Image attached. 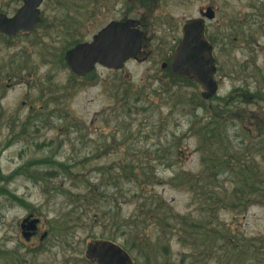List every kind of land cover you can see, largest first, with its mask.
<instances>
[{"label": "rangeland", "instance_id": "374dc122", "mask_svg": "<svg viewBox=\"0 0 264 264\" xmlns=\"http://www.w3.org/2000/svg\"><path fill=\"white\" fill-rule=\"evenodd\" d=\"M262 2L152 0V7L146 9L136 0H44L40 25L32 34L10 39L0 34V175L7 177L30 161L51 157L98 183L99 171L115 174L123 171L130 158L135 167L141 161L148 165L144 171H154L159 178L147 185L144 195L155 193L166 202L163 226L167 228L162 232L160 224L150 221L143 232L145 253L151 257L134 249L129 253L136 264H264V193L248 194L237 205L233 197L235 187L241 188L242 172L247 177V172H255L264 189V18L249 20L257 13L254 6ZM20 4L0 0V13L12 15ZM207 7L215 12L206 31L218 39L214 47L218 91L204 103L202 88L182 83L178 89V79L161 64L168 62L181 38L182 23L199 17V11ZM128 18L142 21L145 41L140 55L120 71L96 68L93 83L73 82L60 59L72 32L76 30L74 39L89 42L110 21ZM63 21H75V29L70 28L69 34L59 32L55 26ZM237 21L241 28L237 34L245 31L244 36L251 33L253 37L225 45L221 34L232 30ZM165 87L179 90L187 102H175L172 108L174 100L168 98ZM117 88L119 100L114 97ZM126 88L130 105L122 109ZM243 91L253 94L252 100L238 98L229 110L245 111L244 119L222 118L220 135L229 142V154H224L210 129L213 125L206 123L211 110L224 107L222 99ZM72 123H77L76 128ZM202 125L211 126L202 131ZM215 152L229 160L233 169L217 170V160V167L211 160L203 162ZM0 186L25 203L0 195V264H89L83 260L88 243L111 235L122 246L133 247L131 240L127 243L119 232L112 234L92 218L71 223L59 235L58 230L65 229L66 219L61 218L69 202L61 190H78L69 177L42 185L19 175ZM122 187L119 212L128 217L135 205L130 196L137 187L127 183ZM233 200L234 204L229 202ZM29 215L40 222L38 234L25 241L20 224ZM171 224L173 230L168 228ZM201 225L217 232L205 236ZM44 232L48 235L41 241ZM66 233L71 247L65 244ZM221 234L233 239L231 245L237 242V248L223 246Z\"/></svg>", "mask_w": 264, "mask_h": 264}, {"label": "trees", "instance_id": "16d2710c", "mask_svg": "<svg viewBox=\"0 0 264 264\" xmlns=\"http://www.w3.org/2000/svg\"><path fill=\"white\" fill-rule=\"evenodd\" d=\"M136 2L139 5L144 6L146 9H148V7L149 8L152 7V0H136ZM254 7L257 13L256 15H250L249 20L250 19L255 20V18L257 19L258 17L264 18V2ZM147 11L149 12L150 9ZM69 17L71 20L73 19L71 16ZM66 20L67 18L64 21ZM64 21L61 22L60 25L55 26L59 30V32L68 33L70 28L75 29V23H74L75 21H71V23L69 24L67 23L64 24L65 23ZM232 25L235 26L236 28L233 27ZM232 25H231L232 30L227 28V31L225 32L224 29L223 33L221 34V40L225 41L224 43L225 45L228 43L233 44L234 42H239L241 39L244 40V38L247 37H253V34L251 33L244 36L243 34H245V31L243 33L241 32L237 34V31L241 29L238 28V26L240 25L239 21H237L235 24ZM75 32L76 30L72 32V34L70 35V37L73 36L72 41L67 43V45L63 48V51L60 54L61 64L64 68H67L63 58L65 51L73 47L76 43L82 41V40L74 39ZM206 37L208 41L213 45V47H215L218 40L217 36L208 34L207 32ZM94 75L95 74L92 73L83 79L89 80L90 82L93 83L95 81V79L92 78ZM171 76L178 79L177 80L178 83H176L178 89L183 87L182 83L186 86L193 85L199 87L193 80L185 79L180 76H175L172 74ZM71 79L73 82H78L79 80H81L80 78L74 77L73 75L71 76ZM165 89H166L165 90L166 93L168 94V98L171 99V101L174 100V103L171 104L172 108L176 106L177 103L187 102L186 99H183L179 90L178 92H176L173 91L172 88L165 87ZM119 91L120 88H117L115 90L114 97L117 100L120 99ZM252 97H254L253 94H251L248 91L246 92L243 91L242 93L237 94L235 97L233 95H230L229 97L222 99V103L224 105L223 108L221 107L211 110L212 113H211L210 121L207 122L206 124L210 123L211 125H213V127L210 129H212L211 130L212 133H215L216 134L215 137L218 138L219 140V143L218 142L216 143L218 144V147L219 146L223 147L219 150V152H222L224 154H229L227 153V150L229 148L228 146L229 142H225L220 135V131L222 130L221 126L223 125L224 122L222 118L232 115L234 117H239L241 119H244V116L246 115L245 111H242L240 109L238 110L237 108H235V110H229V109L230 107L234 106V105L231 106L233 103H235L234 100L240 98L242 102L248 103L249 101L252 100L251 99ZM129 98H130V93L129 90L126 88L124 89V93L122 95V99L124 102V104L122 105V109H124V105L127 106L130 105ZM202 101L205 103L204 100ZM202 101L201 99L199 100V102ZM175 102L177 103L175 104ZM192 108L193 109L196 108L195 102H193ZM127 110H130V108L128 107ZM220 112L222 113L223 116L220 115L221 114ZM211 125H202L200 127V130L202 131H204V129L209 130V127ZM72 126L76 128L77 123H72ZM202 136L204 140L208 139V135L206 133H202ZM262 149L264 151V141L262 144ZM214 151L215 150L211 151V154ZM218 154L219 153L215 152L212 155L215 159L213 157H210L209 159L205 158L203 159V162L207 163L208 161L211 160L213 161L212 166L217 167V163L215 161L217 160L218 165L220 167L217 170L226 169V168L233 169L232 166L230 165L231 163L229 162V160L223 159L220 156L218 157ZM129 161H130L129 163H126L122 167L123 171H118L115 174H113L111 171H99L100 176L98 179V183H94V181H91V179L88 177V174L82 172L73 173L72 171H70V168L67 166V164L60 163L58 161H55L53 158L49 157L45 159L30 161L28 164L22 166L21 168H18L7 177H3L2 175H0V182L2 181L9 182L12 179H14L16 176L24 175L35 184L46 185L50 180L57 179L58 177L62 176L63 179L69 177V179L72 181V184H74L75 187H78L76 188L78 190L75 192L61 190L65 199H67L69 202H67L68 207L65 208V212L61 218V221L64 218L66 219L64 223L65 229H61L60 231L58 230L59 235H64L63 231H66V228L69 225H71V223H78L84 219L86 220L87 218L88 219L92 218V220H96L104 224V226L108 228L109 231H112V234H117V232H119L121 236L125 237L124 239L127 241V243H129L128 240H131V244L133 246L132 249L130 247L127 248L123 246L128 252H132L134 249H136L138 253L144 254L145 256L150 258L151 256L149 257V253L148 252L145 253V249L147 248V242L143 230L145 229V227H147L150 221L152 222L155 221L158 224H160L162 227L160 228L162 232L166 230L167 227L163 225L166 224L165 222H167L164 218L165 217L164 211L167 208V205L165 204L166 202L159 195L155 193H152L150 195H144L147 191L146 190V188L148 187L147 185L151 184L154 181L157 182L159 180L157 174L154 171H144L148 168V165L146 163H142L141 161H138L137 163L139 167H135L136 165L134 163V159L130 158ZM47 164H51L53 168L49 170L43 169V166ZM133 164L135 166H133ZM31 166H35L36 168L33 171H29L31 169ZM126 167L129 168V171H127L128 169H126ZM60 169L62 171H59ZM221 172H226V171H221ZM249 172H251V173L247 172V175L249 177L243 175L242 174L243 172L239 174L241 188H239L238 190V188L235 187V191L233 192L234 199H237L236 205L241 204L248 194L262 196V194L264 193L263 187L258 182L259 176H257V174L253 171H249ZM216 174H217L216 171L215 173H212L213 175L212 177L215 178ZM125 183H127V185L134 184L137 187V189L132 193L133 195L130 196V198H132V201L135 202V205L133 208V212L128 217H123L122 214L119 212L121 205L118 201V195L123 193L122 185ZM60 187L62 186L60 185ZM128 191L131 192L132 189H128ZM0 195L7 196L10 200L19 203L21 205L25 204L23 199L19 198L17 195L10 192L5 186H0ZM234 201L235 200L229 202L234 204ZM209 225L210 222H207L205 226L206 229H208ZM170 226H172V224ZM168 228L173 230V226ZM202 228H204V225H201L200 229ZM202 230L203 231L201 233L205 234V236H207L208 233L217 232L214 231L215 229H210V230L202 229ZM177 231L178 233H180L179 230H176V232ZM65 236L67 237L65 239V244L71 247L72 242L68 238V234L66 233ZM111 236L99 237L97 240H108V241L116 242V239ZM219 237L224 239V242L222 243L223 246L228 247V249L237 248V242L231 245L233 239H230L227 236H224L223 234H221ZM212 244H214V242H212ZM83 260L86 261L87 263L90 264L92 263L85 256Z\"/></svg>", "mask_w": 264, "mask_h": 264}, {"label": "water", "instance_id": "95a60500", "mask_svg": "<svg viewBox=\"0 0 264 264\" xmlns=\"http://www.w3.org/2000/svg\"><path fill=\"white\" fill-rule=\"evenodd\" d=\"M16 14L8 17L0 14V32L11 37L20 31L31 32L40 22V5L43 0H22ZM200 14L208 20L215 16L211 7ZM140 22L128 19L112 21L92 37L90 42L80 43L65 53L70 71L78 77L91 73L97 65L110 70H120L142 49L144 33ZM212 46L205 37V19L195 18L182 24V38L169 64L170 71L187 79H194L203 89V99L213 97L218 90ZM167 64H163L165 68ZM39 219L23 220L21 229L26 241L35 234ZM47 236H41L43 240ZM86 256L97 264H132L129 254L119 245L109 241H95L88 245Z\"/></svg>", "mask_w": 264, "mask_h": 264}, {"label": "flooded vegetation", "instance_id": "af4514ba", "mask_svg": "<svg viewBox=\"0 0 264 264\" xmlns=\"http://www.w3.org/2000/svg\"><path fill=\"white\" fill-rule=\"evenodd\" d=\"M19 2L21 3V4H20V7H21V6L23 5V3H22L21 0H19ZM17 10H18V9H16V11H17ZM16 11H15V12H16ZM33 237H34V236H33Z\"/></svg>", "mask_w": 264, "mask_h": 264}]
</instances>
